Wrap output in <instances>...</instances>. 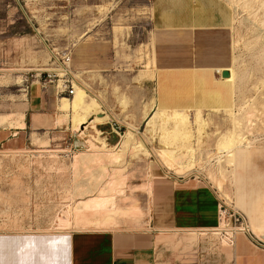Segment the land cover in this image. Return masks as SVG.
<instances>
[{
    "label": "rangeland",
    "instance_id": "obj_1",
    "mask_svg": "<svg viewBox=\"0 0 264 264\" xmlns=\"http://www.w3.org/2000/svg\"><path fill=\"white\" fill-rule=\"evenodd\" d=\"M220 1L231 12L232 24L229 31L201 32L206 36L215 32L221 34L215 44H209L207 38H198V34L188 33L196 38L168 39L167 33H154L149 0H0V116L7 118L3 122L6 126L0 125V177L12 175L11 188L18 189L23 176V196L19 198L23 203L22 212L16 209L18 211L6 213L5 220L15 224L35 221L41 226L38 231L45 233L80 231L81 225L73 221L75 203L93 194L75 195L79 194V189H94L101 185L103 181L100 182L99 174L103 169L108 173L115 169L123 171L128 187L124 194L115 193L118 195L116 206L120 208L118 211H137V216H118L116 221L107 224V227H116L97 230L89 226L86 231L116 230L123 223L138 229L153 195V190L150 194L147 189L149 182L154 189L170 178L188 180L192 174L203 172L206 183L218 188L228 201L232 200L229 176H234L242 164L235 165L226 153H216L219 151L218 136L238 128L241 135L249 137L246 141L264 139V111L261 108L264 106V0ZM118 27L121 30L116 32ZM227 40L230 41L229 48ZM164 42L168 43L166 48L170 54L180 50V58L184 60L180 65L185 68L189 65V54L184 52V47L192 43L205 44L202 54L209 57L216 58L223 55L219 53L231 50L230 69L235 74L232 86L230 84L233 102L229 109L219 111L220 117L210 115L218 113L216 111H208L207 116L201 112L199 123L192 117L196 115L192 113L194 111L184 110L191 122L194 121L190 143L175 138L172 133L174 122L166 119L168 116L157 117L153 125L147 126L155 113L148 111L153 106L154 96L151 85L143 83L153 80L158 73V52ZM66 53L71 56L68 67L61 66ZM225 64H229L228 58ZM47 74L56 77L48 78ZM63 81L71 83L65 92ZM75 85L98 103V117H109L104 123L92 124V116L80 129L82 137L74 131L69 119L62 120V113L57 109L60 97L72 99ZM35 89L42 96L40 115L32 117H35L33 127H29L26 116L27 127L17 129L20 128L16 127L18 115L26 113L27 101ZM253 98L255 102L251 103ZM257 101L260 107L256 105ZM253 106H257L258 114L251 110ZM145 112L148 113L144 115ZM91 126L96 127L109 147L118 146L121 136L131 127L145 152L135 156L126 150L118 163L112 164L105 158L100 160L101 163L94 161L82 166L78 163L80 166L77 167L78 164L73 165L75 156L88 150L85 142L90 135L94 136ZM161 134L166 137L164 144L160 141ZM183 144H190L194 151L195 161L189 171L179 166L192 160L189 153L178 157ZM253 144L264 148V140ZM162 148L171 151L172 159L159 152ZM91 154L94 155L89 152ZM210 159H216L217 163L209 164ZM224 171H227V178L220 175ZM142 184L146 186L143 191ZM9 197L15 199V196ZM19 200L13 203L17 204L15 202ZM66 216L70 226L58 227V219ZM194 237L189 236L188 241H193ZM223 250L221 252H225Z\"/></svg>",
    "mask_w": 264,
    "mask_h": 264
},
{
    "label": "crops",
    "instance_id": "obj_2",
    "mask_svg": "<svg viewBox=\"0 0 264 264\" xmlns=\"http://www.w3.org/2000/svg\"><path fill=\"white\" fill-rule=\"evenodd\" d=\"M149 3L153 30L200 34L229 30L232 24V14L220 0H149ZM162 45L157 60L159 71L153 80L143 83L151 85L154 96L149 114L156 112L160 104L169 112L175 108L195 110L196 106L203 116L213 111L209 107L211 103L229 106L230 85L214 68L225 64L228 58L229 64L222 67V72L228 71L231 50L211 59L202 54L205 49L200 50L192 43V55L185 68L180 65L184 61L180 50L170 54L166 48L168 43ZM210 96L214 97L212 101ZM41 97L37 89L30 93L29 107L24 114L25 127L26 116L29 127H33L35 117H32L40 115ZM214 111L222 112L223 108L217 107ZM220 112L210 115L220 117ZM233 163L242 165L234 176H229L232 207L247 216L256 233L264 234V148H238L234 151ZM225 174L227 178V171ZM199 176V181L170 178L154 189L152 186L147 214L138 229L123 223L116 230L45 233L38 231L41 226L35 221L15 224L5 220L4 214L16 209L21 211L23 207L19 200L23 196V176L19 188L12 189V175H3L0 177V264H264V252L254 248L245 237H238L232 249L223 248L225 252L213 245L208 233L217 224L218 202L215 188L206 183L203 172ZM15 200H19L17 204L13 203ZM29 210H32L30 206ZM189 236H195L194 240L189 242Z\"/></svg>",
    "mask_w": 264,
    "mask_h": 264
},
{
    "label": "bare ground",
    "instance_id": "obj_3",
    "mask_svg": "<svg viewBox=\"0 0 264 264\" xmlns=\"http://www.w3.org/2000/svg\"><path fill=\"white\" fill-rule=\"evenodd\" d=\"M263 4V3H262ZM263 16V15H262ZM103 19V18H102ZM95 22V20H94ZM255 22V21H254ZM262 24V23H261ZM260 26V25H259ZM121 30L120 27L116 28L115 31L116 32H119ZM164 32V33H167V36H169L168 39H174V38H182V37H185V38H196L195 35H188V33H185V32H182V31H179V30H155L154 33H157V32ZM229 31V30H228ZM202 37H205L208 39V41L206 43H213L215 44V42H217L219 40V38L221 37V34L215 32V34L213 35H205V34H198V38H202ZM228 38V37H227ZM228 41V48L230 47V44H229V40ZM235 44V43H234ZM195 47L199 48L200 50H202L205 46V44H200V45H196L194 44ZM184 52H186L187 54H189L188 58H190V56L192 55V49L190 48V46H185L184 47ZM209 58H214L216 59L214 56H211ZM232 61V60H231ZM153 63V61H151ZM229 62V60H228ZM151 63V64H152ZM228 64L226 65H217L215 66L214 68V72L217 74V75H220L221 72L224 70L222 67H226ZM155 69V68H154ZM53 70V69H52ZM229 72H230V77L228 79H225L224 82L226 84H231L234 79H235V74L233 72L232 69L228 68L227 69ZM195 71V70H193ZM197 71V70H196ZM64 72V71H63ZM62 75V74H61ZM150 75V74H149ZM148 75V76H149ZM195 74H193L194 76ZM212 75V74H211ZM74 76V75H73ZM141 76V75H140ZM139 76V77H140ZM147 76V77H148ZM151 76V75H150ZM208 76V75H207ZM138 77V78H139ZM143 77V76H142ZM190 77V76H188ZM195 77V76H194ZM149 78V77H148ZM152 78V76H151ZM196 78V77H195ZM254 78V77H253ZM37 79V78H36ZM182 79V78H181ZM139 80V79H138ZM199 80V79H198ZM201 80V79H200ZM214 80V79H213ZM37 81V80H35ZM182 81V80H181ZM180 81V82H181ZM188 81V80H187ZM186 81V82H187ZM194 81V79H193ZM185 82V81H184ZM262 82V81H260ZM59 83V82H58ZM61 83V81H60ZM194 83V82H193ZM196 83V81H195ZM199 83V82H198ZM215 83V82H214ZM18 84V83H17ZM57 84V83H56ZM75 84V83H74ZM200 84V83H199ZM261 84V83H260ZM194 85V84H193ZM213 85V84H212ZM41 86V85H40ZM57 86V85H56ZM211 86V85H210ZM232 86V84H231ZM230 86V87H231ZM254 86V85H253ZM59 87V86H58ZM61 87V86H60ZM199 87V86H198ZM226 87V86H225ZM255 87V86H254ZM262 87V86H261ZM42 88V87H41ZM74 89V92H73V97L72 99H67V98H64V97H60L59 98V105L57 107V109H59V111L62 113V117L64 120L65 119H69V121L71 122L72 124V127L74 129L75 132H79L80 133V129L82 128L83 125H85L87 123V121L89 119H91L92 116L93 117V121H92V124L95 123V124H100V123H104L106 120H109V117L108 116H104V117H98V108H99V105L98 103L92 99V98H89L84 90L78 86H74L73 87ZM213 88V87H212ZM232 88V87H231ZM263 88H264V83H263ZM58 89V88H57ZM56 89V90H57ZM177 89V88H176ZM196 88H194V91H195ZM199 89V88H198ZM255 89V88H254ZM259 89V88H258ZM193 90V89H192ZM228 90V88H227ZM232 90V89H231ZM259 91V90H258ZM191 92V91H190ZM189 92V94H190ZM201 92V91H199ZM225 93V92H224ZM228 93V92H227ZM159 94V93H158ZM194 92H193V97H194ZM216 94V93H215ZM226 94V93H225ZM211 95V94H210ZM213 95V94H212ZM229 95V94H228ZM255 95V94H254ZM196 97V95H195ZM200 97V95H199ZM220 97V96H219ZM214 98V97H213ZM213 98H211L210 96V99L211 101L213 100ZM215 98H218V97H215ZM177 99V97H176ZM185 99V98H184ZM196 99V98H195ZM199 99V98H198ZM178 100V99H177ZM186 100V99H185ZM183 100V101H185ZM188 100V99H187ZM189 101V100H188ZM194 101V99H193ZM201 101V100H200ZM250 101V100H249ZM152 102V105L154 103V101H151ZM179 102V101H178ZM186 102V101H185ZM197 102V101H196ZM230 102H233L230 100ZM248 102V101H247ZM255 102L254 101V98H253V101L251 103ZM149 103V102H148ZM184 103V102H183ZM225 103H228V102H225ZM258 101L256 102V105L260 107V105L257 104ZM177 104V103H176ZM189 106L191 105V103H187ZM199 104V103H198ZM218 104V102H217ZM231 104V103H230ZM229 104V106H230ZM151 105V106H152ZM180 105V104H179ZM186 104L184 103V106ZM197 105V104H196ZM176 106V105H174ZM229 106H222V105H213L212 103L209 104V107L212 108L211 110L214 111V108H223V111L225 109H229ZM249 106H252L251 104ZM257 106H253L251 107L252 109L251 110H254L255 112H257L256 114L259 113L258 111V108H256ZM263 108V111H264V106L261 105ZM144 107V106H143ZM149 107V106H148ZM147 107V108H148ZM168 107V106H167ZM179 107H182L181 105ZM187 108V106H185ZM225 107V108H224ZM151 108V107H149ZM148 108V109H149ZM175 108V107H174ZM191 108V107H190ZM192 110H194V112H192L193 114H196L195 116L193 115L192 117H195L196 119V122H198L199 118H200V114H201V110L199 107H196L194 106ZM260 108V109H261ZM167 109V108H166ZM165 109V107L160 104L158 106V109L157 111L154 113V115L152 116V118L149 120L147 126L149 125H153L155 123V119L158 118H166L164 116H168L166 119H170L174 122V129L172 127V133L173 135L175 136V138H177L179 141H182V142H185V143H190V140L193 138V132L191 130V126L193 127V122H191V119L189 117V115L186 114V112L184 110H179V109H172L171 112L167 111ZM170 109V108H169ZM181 109V108H180ZM188 110V109H187ZM191 110V109H190ZM216 110V109H215ZM220 110V109H219ZM147 111V109H146ZM149 111V110H148ZM217 111V110H216ZM229 111V110H228ZM249 111V110H248ZM262 111V109H261ZM219 112V111H218ZM253 112V111H252ZM22 113V112H21ZM148 112H145L143 113L144 115H146ZM188 113V111H187ZM16 114V113H15ZM230 114L231 111H230ZM255 114V113H254ZM262 114V113H261ZM8 116V115H7ZM11 116H13L11 114ZM10 116V117H11ZM20 117L19 118H16L17 120L19 119V121H16L18 122V124H16V122H14L16 125V127H20V128H24L25 127V124H24V114H19L18 115ZM232 116V115H231ZM16 117V116H15ZM7 119V118H6ZM5 119V116H0V125L6 120ZM9 119H12V118H9ZM159 119V120H160ZM165 119V120H166ZM14 120V119H13ZM260 120V119H259ZM11 121V120H10ZM9 121V122H10ZM57 121H59L57 119ZM161 121V120H160ZM263 121V120H262ZM8 122V121H7ZM164 122V121H162ZM195 122V123H196ZM201 122V121H200ZM5 123V122H4ZM3 123V124H4ZM260 123V122H259ZM10 124V123H9ZM12 124V123H11ZM10 124V125H11ZM14 124V125H15ZM159 124V123H158ZM164 125V123H161ZM160 124V125H161ZM6 126V124H4ZM246 125V124H245ZM8 126V124H7ZM12 126V125H11ZM71 126V125H70ZM237 126V125H236ZM262 126H264V122L262 124ZM15 127V126H14ZM155 127V126H154ZM160 127V126H158ZM163 127V126H162ZM200 127V126H199ZM239 127V126H238ZM255 127V126H254ZM9 128V127H8ZM13 128V127H12ZM161 128V127H160ZM252 128V127H251ZM19 129V128H17ZM84 130V129H83ZM82 130V131H83ZM91 132L93 131L94 133V136L92 135H88L89 136V140H87L85 142V145H87L88 147V150H85L83 153H79L76 157V161H74L73 165L76 163H80L81 166L82 164L84 163H89V162H92V164L95 162H100V160L104 159L105 158L111 162L112 164L113 163H118L121 161L123 155L125 154L126 150H129L131 152H133L134 154L133 155H137V154H140V153H144L145 152V149H144V145L138 141L137 139H135L134 137V133H133V129H131V127H128V130L127 132L121 136V140H120V143L118 144V146H114V147H109L106 145V142L103 138H101V134L100 132H98V130L96 129V127L94 126H91L90 128ZM157 130V129H156ZM261 130V129H260ZM228 131V130H227ZM225 131V132H227ZM233 131V130H232ZM232 131H229L228 133H225V134H222L220 136H218L220 139L218 141V145H217V148L219 151L216 150V153L217 152H220L221 154L222 153H226L228 158H232L233 160V155H234V151L238 148H258L256 147L257 145L256 144H253V142L251 141H246L245 140V137L243 136V134L241 135V132L238 130H234V132ZM262 131V130H261ZM150 132V131H149ZM169 132V131H168ZM200 132V131H199ZM232 132V133H231ZM250 132V130H249ZM171 132L169 134H172ZM198 133V132H197ZM252 133V132H251ZM257 133V132H256ZM83 133H80V136L79 137H82ZM217 134V133H216ZM162 136L160 141L163 140L161 143H165L166 141V137H165V134H161ZM253 135V134H252ZM168 137V136H167ZM260 137V136H259ZM169 138V137H168ZM167 138V139H168ZM171 138V137H170ZM173 138V137H172ZM38 140V139H36ZM170 140V139H169ZM217 140V139H215ZM264 140V139H263ZM178 141V142H179ZM37 142V141H36ZM245 143H249V144H245ZM44 145V144H43ZM190 144H183V149L181 150V148L179 149V156L180 155H184V153H189V156L192 157V160L189 161L188 163L185 162V164L181 163V168L182 169H186L187 171H189V169H191L190 167L192 166V164L194 163L195 161V158L193 157L194 155V151L193 149L189 146ZM216 145V144H215ZM216 148V149H217ZM94 151V152H93ZM128 151V152H129ZM89 152H92L94 153V155H89ZM130 152V154H131ZM161 154L165 155V156H168L169 158L172 159V154H171V151L170 150H167L165 148H162L160 149L159 151ZM132 155V154H131ZM135 155V156H136ZM147 155V154H145ZM226 156V157H227ZM224 157V158H226ZM174 159V157H173ZM231 160V159H230ZM228 161V160H227ZM174 162V161H173ZM226 162V161H224ZM101 163V162H100ZM230 163V162H229ZM105 164V163H104ZM109 164V163H108ZM227 164V162H226ZM85 165V164H84ZM83 165V166H84ZM88 165V164H87ZM107 165V164H106ZM225 165V163H224ZM231 165V164H230ZM233 165V164H232ZM231 165V166H232ZM80 166L79 164L77 165V167ZM219 166V165H218ZM229 166V165H228ZM106 167V166H104ZM125 167V166H124ZM222 168V167H221ZM124 169V168H123ZM122 169V170H123ZM101 170V169H100ZM125 170V169H124ZM185 170V171H186ZM223 170V169H221ZM220 170V172H221ZM219 171V170H218ZM219 172V174H220ZM123 171H121L120 169H115V170H111V173H108L106 171V169H103L101 171V174H99V180L100 182L103 181V183L101 185H97L96 188L94 189H86V190H82V189H79L80 192L78 194V190H76L77 194L78 195H75V196H81L83 197L84 195H90V194H93L92 196L90 197H87L86 199H81L80 201H78L77 203H75V208L73 209L74 213V217H73V221H75L76 224H79L81 225V228L80 231H86L87 227L89 226H94L95 229L97 230H102V228H109L107 227V224L108 222L112 221H116L115 219L118 217V216H134L136 215L137 216V211H128V209L124 210V211H118V208L116 206V196L120 195V194H124V190L126 189V179L123 177L122 175ZM223 178H225L226 174H225V171L222 172V174H220ZM220 176V177H221ZM230 176H232L230 174ZM233 178V177H232ZM96 179V178H95ZM151 179V178H150ZM212 179V178H211ZM214 179V177H213ZM98 180V179H97ZM96 180V181H97ZM98 180V181H99ZM213 182V181H212ZM217 182V181H216ZM96 183V182H95ZM151 182H149V185L147 186V189L148 191L152 192V183L150 184ZM100 184V183H99ZM147 184V182H146ZM233 184V182H232ZM218 185V184H217ZM219 186V185H218ZM217 186V187H218ZM140 187V186H139ZM138 187V188H139ZM143 187H146L144 186V184H142V191H143ZM78 188V187H77ZM75 188V189H77ZM81 188V187H80ZM91 188V187H90ZM219 190V189H218ZM145 191V190H144ZM147 191V192H148ZM148 192V193H149ZM115 193H118V195H116ZM149 194V195H150ZM88 195V196H89ZM85 197V196H84ZM104 211V212H102ZM61 217V216H60ZM68 216H66L65 219H61V218H57L58 219V227L60 228H67V226H70L68 225L69 223V219L67 218ZM71 217V216H70ZM71 220V219H70ZM71 222V221H70ZM111 222V223H112ZM53 224V223H52ZM73 226V225H72ZM57 228V227H56ZM55 229V228H54ZM94 229V230H95ZM90 230V229H88ZM93 230V231H94ZM91 231V230H90ZM96 231V230H95ZM223 250V248H222ZM224 251V250H223Z\"/></svg>",
    "mask_w": 264,
    "mask_h": 264
},
{
    "label": "built area",
    "instance_id": "obj_4",
    "mask_svg": "<svg viewBox=\"0 0 264 264\" xmlns=\"http://www.w3.org/2000/svg\"><path fill=\"white\" fill-rule=\"evenodd\" d=\"M61 66L68 67L70 64L71 56L66 53L62 57ZM54 75V74H53ZM41 77V74H39ZM48 78H55L56 76H51L47 74ZM41 79V78H40ZM64 92L68 90L69 81H63ZM71 85V83H70ZM63 92V93H64ZM249 138L248 136L245 139ZM250 141V140H249ZM253 143H258L263 140H251ZM250 141V142H251ZM209 164L215 165L217 163L216 159H210ZM194 179L199 181V175H191L189 179ZM181 180H186L180 178ZM188 179V180H189ZM215 196L217 198V224L208 234L213 238V245L218 248L232 249L235 245L236 239L240 236L245 237L248 242L256 249L264 252V234L256 233L247 216L232 207L231 201H228L225 197L221 195L218 188L214 189Z\"/></svg>",
    "mask_w": 264,
    "mask_h": 264
},
{
    "label": "water",
    "instance_id": "obj_5",
    "mask_svg": "<svg viewBox=\"0 0 264 264\" xmlns=\"http://www.w3.org/2000/svg\"><path fill=\"white\" fill-rule=\"evenodd\" d=\"M230 77V73L228 71H224L221 73V78L228 79Z\"/></svg>",
    "mask_w": 264,
    "mask_h": 264
}]
</instances>
